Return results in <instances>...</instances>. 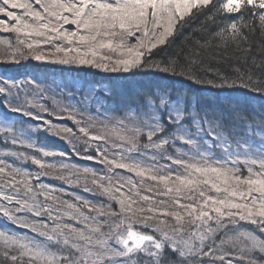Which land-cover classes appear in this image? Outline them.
Masks as SVG:
<instances>
[{
  "label": "snow or ice",
  "instance_id": "obj_1",
  "mask_svg": "<svg viewBox=\"0 0 264 264\" xmlns=\"http://www.w3.org/2000/svg\"><path fill=\"white\" fill-rule=\"evenodd\" d=\"M4 35L0 64L115 75L0 77V264H264V0H0Z\"/></svg>",
  "mask_w": 264,
  "mask_h": 264
},
{
  "label": "trees",
  "instance_id": "obj_2",
  "mask_svg": "<svg viewBox=\"0 0 264 264\" xmlns=\"http://www.w3.org/2000/svg\"><path fill=\"white\" fill-rule=\"evenodd\" d=\"M196 25H194L195 27ZM188 33L186 32L185 35ZM2 39H11L15 40V36H7L4 35L3 37H0ZM198 38V37H197ZM257 43H259L258 36L254 38ZM183 41V37H178L175 43L171 48L166 49V51L158 53L156 56L153 57L155 60H161L166 58L167 55L171 54L173 51L176 50L178 46L181 45ZM6 45L0 44V58H3V53L8 51ZM25 55H28L26 52ZM19 59V57H17ZM220 66V65H216ZM222 70H227L226 68H223ZM60 69H65L64 71H60ZM72 69V70H68ZM36 74L41 77L47 76L49 81L52 79L55 80L56 84H61V81L68 83L69 87H71V83L73 81H76L78 83L83 84H96L101 87L104 85H108L113 83L112 77L115 75L113 73H104L102 71H99L95 68H90L87 66H65V65H41V62H37L35 60H22L20 64H0V77L4 78H15L16 80H21L27 78L29 75ZM152 79L150 75H141L137 74L134 78H129L126 80H120L118 83L127 86L130 83H147ZM187 81H185V85L187 86ZM198 86H192L193 91L197 89ZM29 99H32L31 96H29ZM57 100H61L62 97L57 96ZM37 103H45L49 107L52 106V101L48 99H39L36 101ZM254 104L258 105V101H253ZM2 111V109H0ZM16 119H19L18 117H14ZM64 123H69L65 121ZM35 122L33 121H26L24 125H22L25 129L29 127V125H34ZM2 135V134H0ZM32 139L37 142V147H45L46 150H58V151H64L69 154V159L65 160L66 163L69 164H78L82 167L87 166L91 168H98L99 165L95 164L93 161H87V160H81L78 157L72 155V149L71 145L68 144L65 140L57 138L54 135L51 134H45L44 132H36L31 134ZM7 148H10V145L6 146L2 143H0V154L4 153ZM12 151L16 152H24L28 151L29 154H35V150H27L23 147L17 146L16 148H11ZM48 161H51L53 158H45ZM56 159H59L57 157ZM26 167L29 168V170H35V166L31 165L30 162H28ZM52 172V175H59L60 173L55 172L54 170H49ZM44 183H50L54 186H61V181L52 179L50 177H44L43 178ZM69 191H72L73 189H68ZM75 191L78 193H85L89 199H100L99 197L94 196L92 193L84 192L81 188H76ZM1 222V220H0ZM9 226H12L15 228L16 226L8 223ZM20 230V229H17Z\"/></svg>",
  "mask_w": 264,
  "mask_h": 264
},
{
  "label": "rangeland",
  "instance_id": "obj_3",
  "mask_svg": "<svg viewBox=\"0 0 264 264\" xmlns=\"http://www.w3.org/2000/svg\"><path fill=\"white\" fill-rule=\"evenodd\" d=\"M46 55H49V53H45ZM3 156H4V153H1L0 154V158H3ZM9 160H11V157H9ZM80 195H83V196H85V197H87V195L85 194V193H79ZM64 198H69V197H64ZM88 198V197H87ZM0 224H6V227L9 229V230H11V229H13V227L12 226H9L8 225V223H6L5 221H3V220H1V222H0ZM18 231H20V232H23V231H26V230H24V229H20V230H18Z\"/></svg>",
  "mask_w": 264,
  "mask_h": 264
}]
</instances>
